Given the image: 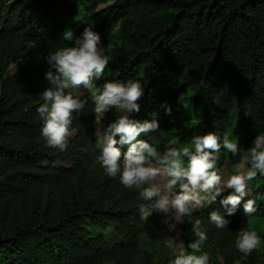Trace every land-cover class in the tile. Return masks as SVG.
Wrapping results in <instances>:
<instances>
[{
	"label": "trees",
	"instance_id": "16d2710c",
	"mask_svg": "<svg viewBox=\"0 0 264 264\" xmlns=\"http://www.w3.org/2000/svg\"><path fill=\"white\" fill-rule=\"evenodd\" d=\"M86 27L101 35L108 80L144 82L133 118L155 115L159 129L141 138L154 141L162 132L167 141L185 142L228 133L238 152L221 149L223 172L246 159L264 133V0H0V264H169L159 239L168 229L166 214L153 211L142 220L138 190L124 188L95 162L94 109L73 114L66 151L42 137L37 108L48 86L46 57L71 45L66 31L78 37ZM31 45L41 61L26 53ZM225 86L227 94L217 96ZM232 191L182 218L186 251L195 239L190 221L199 218L210 264H264V174L249 181L248 196L229 215L221 201ZM249 198L257 210L246 215ZM212 211L229 221L226 228L210 222ZM241 229L257 231L258 251L245 256L236 248ZM109 230L118 240L107 238Z\"/></svg>",
	"mask_w": 264,
	"mask_h": 264
},
{
	"label": "clouds",
	"instance_id": "9594fccd",
	"mask_svg": "<svg viewBox=\"0 0 264 264\" xmlns=\"http://www.w3.org/2000/svg\"><path fill=\"white\" fill-rule=\"evenodd\" d=\"M63 39L71 41V45L49 52L46 57L50 65L45 73L48 86L40 94L42 103L37 108L46 145L66 151L72 135L73 114H80L89 99L74 90L87 89L95 104L97 124L110 108L119 113L106 127H97L94 132L95 147L99 149L95 162L109 177L118 176L124 188L138 190L139 198L144 201L138 209L142 220L147 221L156 211L166 216L173 214L177 222H182L194 209L215 201L225 189L233 191L221 203L229 215L233 214L242 198L248 196L249 181L258 173L264 174V133L257 134L248 149V166L241 164L226 178L217 168L221 149L233 155L238 152L237 140L231 139L228 133L222 137L211 131L194 135L190 143L169 146L161 153L151 138H141L142 134L148 137L159 129L155 115L152 120L143 122L133 118L140 111L138 101L144 94V82L128 78L106 80L102 86H97L95 82L101 79L110 62L101 35L86 27L78 37L66 31ZM226 94L227 86L216 93L217 96ZM166 111L170 113L171 108L166 106ZM122 145H128L126 151H122ZM243 209L246 215L256 212V200L247 199ZM209 220L218 229L226 228L229 223L219 211H212ZM190 222L195 236L187 245L191 251H186L181 242L170 264H210L211 254L202 251L207 241L202 220L197 218ZM261 243L254 229H241L235 240L236 248L245 256L258 251ZM163 244L169 249L177 248L176 239L171 236L165 238Z\"/></svg>",
	"mask_w": 264,
	"mask_h": 264
},
{
	"label": "rangeland",
	"instance_id": "374dc122",
	"mask_svg": "<svg viewBox=\"0 0 264 264\" xmlns=\"http://www.w3.org/2000/svg\"><path fill=\"white\" fill-rule=\"evenodd\" d=\"M103 46V45H102ZM104 47V46H103ZM104 50H105V47H104ZM26 53H30L31 54V58L37 60V61H41V55L39 52H37V50L35 49V47L33 45H31L27 50H26ZM27 59V56H24V59L22 60H26ZM18 63H15L14 65L11 66V70L12 71H15L18 67ZM108 80V72H107V68L105 69V73L104 75L101 77L100 80H98V82H101L100 84L103 85V83ZM97 86H102V85H99L97 84V81L95 82ZM83 96L82 98L84 97H87L89 98L88 99V102H87V105L86 107L82 110L83 111H91L92 109H94L95 107V104H94V101H92L90 99V96H89V93H88V90L87 89H84L83 92H82ZM108 112V111H107ZM107 112H105L102 116V118L107 114ZM117 111H114V117H111L110 121L107 122L105 124V122H103L101 120V122L98 124L99 127H106L109 123H111L114 119L117 118L118 116V112L116 114ZM97 124V123H96ZM198 135H202V134H198ZM167 137V136H166ZM191 141V140H190ZM189 140H186L185 142H182L181 139H180V136H177V137H174L172 139H168V141L166 139H164V135L162 132H159L156 134V136L154 137V143H155V146L158 148V150L163 153V151L166 150L167 147L169 146H180V145H184V144H188L190 143ZM225 152V151H224ZM58 163H62L60 161H57ZM241 164H244L246 167L248 166L247 163H246V159H244L241 163H239L238 165H236L235 167H233L231 170H224L223 172H221L222 176L223 177H227L228 175L230 174H234L235 173V169L236 167L240 166ZM178 190V189H177ZM226 190V189H225ZM54 202V197L52 196V203ZM52 205V204H51ZM197 209V208H196ZM195 210V209H194ZM49 213H51L52 215L56 212V209L55 207L52 205L50 208H49ZM164 222L168 224V229L163 232L159 239H160V243L165 247L167 248L164 244H163V240L169 236L171 237H174L176 239V242H177V248L175 249H169L167 248L168 250V263L170 264V261L172 259H174L177 251L179 250V245L181 242H183V246H184V249L186 250V244H185V240H184V237L182 236V222H177L175 216L173 214H169V215H165V218H164ZM263 226V222L261 224ZM106 236L107 238H109V240L111 242L115 241V240H118V236L112 232V231H107L106 232ZM238 264H240V262H238ZM260 264H263V263H260Z\"/></svg>",
	"mask_w": 264,
	"mask_h": 264
}]
</instances>
